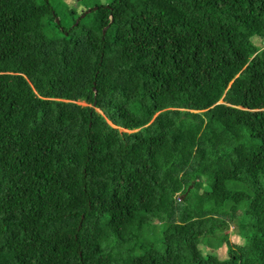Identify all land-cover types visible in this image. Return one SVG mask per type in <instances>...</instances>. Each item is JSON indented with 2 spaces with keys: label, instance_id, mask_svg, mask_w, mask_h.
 <instances>
[{
  "label": "trees",
  "instance_id": "trees-1",
  "mask_svg": "<svg viewBox=\"0 0 264 264\" xmlns=\"http://www.w3.org/2000/svg\"><path fill=\"white\" fill-rule=\"evenodd\" d=\"M95 5L0 0V264H264V0Z\"/></svg>",
  "mask_w": 264,
  "mask_h": 264
},
{
  "label": "rangeland",
  "instance_id": "rangeland-1",
  "mask_svg": "<svg viewBox=\"0 0 264 264\" xmlns=\"http://www.w3.org/2000/svg\"><path fill=\"white\" fill-rule=\"evenodd\" d=\"M52 2V5L54 9L56 10L57 14L59 15L58 18L64 19V20H70L71 11H75L76 14L81 15V12H85L88 9L94 8L96 5V2H106L108 0H83L81 2H75L73 0H50ZM78 3V4H76ZM48 14L46 13L43 16V19H47ZM81 105H85L84 102H78ZM264 180V179H263ZM182 186L181 184L177 185L174 188V193L178 194V192L181 190ZM183 197H180L182 199ZM233 226L229 228V240L232 242V246L234 248H237L236 244H238V236L234 233H232ZM237 232V231H236ZM225 248L220 249V253L224 254Z\"/></svg>",
  "mask_w": 264,
  "mask_h": 264
},
{
  "label": "water",
  "instance_id": "water-1",
  "mask_svg": "<svg viewBox=\"0 0 264 264\" xmlns=\"http://www.w3.org/2000/svg\"><path fill=\"white\" fill-rule=\"evenodd\" d=\"M92 9H97V6H95L94 8H92ZM92 9H88V10H86L83 14H81V17H83L85 14H87V13H89ZM58 21V20H57ZM103 32H104V30H103ZM184 196V194L181 196V197H183Z\"/></svg>",
  "mask_w": 264,
  "mask_h": 264
}]
</instances>
